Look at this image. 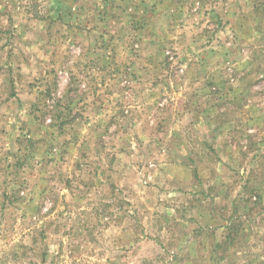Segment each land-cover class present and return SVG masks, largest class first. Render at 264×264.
<instances>
[{
    "label": "rangeland",
    "instance_id": "374dc122",
    "mask_svg": "<svg viewBox=\"0 0 264 264\" xmlns=\"http://www.w3.org/2000/svg\"><path fill=\"white\" fill-rule=\"evenodd\" d=\"M0 264H264V0H0Z\"/></svg>",
    "mask_w": 264,
    "mask_h": 264
},
{
    "label": "trees",
    "instance_id": "16d2710c",
    "mask_svg": "<svg viewBox=\"0 0 264 264\" xmlns=\"http://www.w3.org/2000/svg\"><path fill=\"white\" fill-rule=\"evenodd\" d=\"M61 115L66 116V113L63 112L62 110L58 111ZM239 225H234V226H230L229 227V232L227 234L226 237V245L228 247L230 246H236V244L241 243L242 241H239L240 236L244 233H241L240 229H239ZM246 240V238L244 239Z\"/></svg>",
    "mask_w": 264,
    "mask_h": 264
}]
</instances>
